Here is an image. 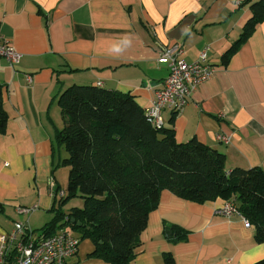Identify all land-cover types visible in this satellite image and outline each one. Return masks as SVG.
I'll return each mask as SVG.
<instances>
[{
    "label": "crops",
    "instance_id": "crops-1",
    "mask_svg": "<svg viewBox=\"0 0 264 264\" xmlns=\"http://www.w3.org/2000/svg\"><path fill=\"white\" fill-rule=\"evenodd\" d=\"M250 14L243 0H0V34L20 54L14 65L0 57L7 113L0 133V230L21 220L39 231L53 216V197L59 196L49 193L48 182L53 178L59 187L54 166L66 156L55 151L54 134L63 125L58 94L72 84L98 85L130 94L145 110L168 74L158 52L173 42L185 61L209 46L213 72L179 108L161 111V125H172L178 142L195 138L223 153L227 170L264 171V19L222 62ZM116 45L119 54L112 52ZM224 201L196 203L162 190L130 264H163L166 252L176 264L264 258L252 224L215 213ZM34 204L31 214L16 211ZM169 224L187 230V239L170 243ZM93 248L90 239L79 238L67 264H109L89 257Z\"/></svg>",
    "mask_w": 264,
    "mask_h": 264
},
{
    "label": "trees",
    "instance_id": "trees-1",
    "mask_svg": "<svg viewBox=\"0 0 264 264\" xmlns=\"http://www.w3.org/2000/svg\"><path fill=\"white\" fill-rule=\"evenodd\" d=\"M243 2L249 3L251 14L223 54V63L264 19V0ZM2 87L0 83V133L7 120ZM57 103L63 125L54 134L55 151L63 149L66 156L57 160L54 169L66 168L67 187L62 197H53V216L40 231L49 234L68 225L93 243L89 257L130 264L148 213L157 207L160 192L168 190L196 203L232 201L255 227L254 240L264 244L260 167L227 170L223 153L195 138L176 141L172 125H152L128 93L72 84L58 94ZM74 196L82 200L81 206L62 210ZM71 218L81 225L71 223ZM164 232L170 243L187 239V230L174 224L165 225ZM162 259L163 264H176L170 252ZM251 264H264V258Z\"/></svg>",
    "mask_w": 264,
    "mask_h": 264
},
{
    "label": "built area",
    "instance_id": "built-area-1",
    "mask_svg": "<svg viewBox=\"0 0 264 264\" xmlns=\"http://www.w3.org/2000/svg\"><path fill=\"white\" fill-rule=\"evenodd\" d=\"M209 46H204L197 57L191 61L183 60L181 47L173 42L166 44L157 55V62L167 63L168 74L162 86L155 91V98L145 108L146 115L152 125H161V111L165 107L179 108L191 92L205 82L213 72L209 64ZM0 56L10 64L18 62L20 54L0 34ZM27 80L29 81V77ZM223 142L228 138L223 136ZM49 193L62 197L64 192L56 190L53 178L48 182ZM37 205L18 206V214L28 215L37 209ZM215 213L229 217L239 215L235 204L225 200ZM244 225L248 221L243 219ZM76 239L71 235L70 228H61L45 234L31 229L26 222L15 221L9 231L0 230V264H67V259L76 253Z\"/></svg>",
    "mask_w": 264,
    "mask_h": 264
},
{
    "label": "rangeland",
    "instance_id": "rangeland-1",
    "mask_svg": "<svg viewBox=\"0 0 264 264\" xmlns=\"http://www.w3.org/2000/svg\"><path fill=\"white\" fill-rule=\"evenodd\" d=\"M56 180L58 182L59 185V189L63 190L64 193H66V187H67V173H66V168L65 167H57L56 169ZM82 203V200L78 197V196H74L72 198H70L69 200H67L65 202L64 205H62L61 209L65 210L66 208H68L71 205H80ZM19 219H22V217H19ZM13 223V222H12ZM63 228H70L68 225H63L61 226ZM70 231L73 235H76L77 237L80 238V241L84 238H81L79 233L75 232V230L70 228ZM79 248V246H78Z\"/></svg>",
    "mask_w": 264,
    "mask_h": 264
},
{
    "label": "bare ground",
    "instance_id": "bare-ground-1",
    "mask_svg": "<svg viewBox=\"0 0 264 264\" xmlns=\"http://www.w3.org/2000/svg\"><path fill=\"white\" fill-rule=\"evenodd\" d=\"M0 57H1V56H0ZM18 60H19V59H18ZM162 84H163V83H162ZM161 86H162V85H161ZM156 90H157V89H156ZM156 90H155V91H156ZM154 93H155V92H154ZM145 114H146V112H145ZM18 206H19V205H17L16 208H17ZM236 210H237V208H236ZM237 212L239 213L238 210H237ZM239 215L242 216L240 213H239ZM242 218H243V219H246V218L243 217V216H242ZM246 220H247V219H246ZM15 221L24 222V221H21V220H14L13 223H14ZM13 223H12V226H13ZM245 226H246V225H245ZM248 226H250V223H249V222H248ZM248 226H246V227H248ZM11 228H12V227H11ZM61 228H63V227H59V229H61ZM59 229H58V230H59ZM43 233H44V232H43ZM71 235H72V234H71ZM72 236H73V237L76 239V241H77V243H76V250H77V245H78V243H79V238L76 237V236H74V235H72ZM67 260H68V259H67Z\"/></svg>",
    "mask_w": 264,
    "mask_h": 264
},
{
    "label": "clouds",
    "instance_id": "clouds-1",
    "mask_svg": "<svg viewBox=\"0 0 264 264\" xmlns=\"http://www.w3.org/2000/svg\"><path fill=\"white\" fill-rule=\"evenodd\" d=\"M112 52L119 54L121 52V48L119 45H116L112 48Z\"/></svg>",
    "mask_w": 264,
    "mask_h": 264
},
{
    "label": "water",
    "instance_id": "water-1",
    "mask_svg": "<svg viewBox=\"0 0 264 264\" xmlns=\"http://www.w3.org/2000/svg\"><path fill=\"white\" fill-rule=\"evenodd\" d=\"M70 222H71V223H74L75 221H74L73 218H71ZM75 224H76V226H80V225H81L79 221L75 222Z\"/></svg>",
    "mask_w": 264,
    "mask_h": 264
}]
</instances>
